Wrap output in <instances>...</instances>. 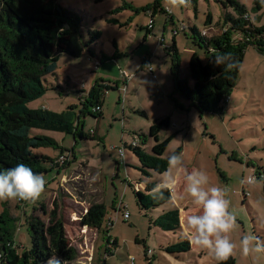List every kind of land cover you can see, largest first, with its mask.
Listing matches in <instances>:
<instances>
[{"label":"rangeland","instance_id":"obj_1","mask_svg":"<svg viewBox=\"0 0 264 264\" xmlns=\"http://www.w3.org/2000/svg\"><path fill=\"white\" fill-rule=\"evenodd\" d=\"M239 1L257 25H264V0ZM58 2L84 17L86 33L97 29L101 37L94 44V55L88 51L81 57L61 54L55 74L43 80L48 90L28 105L56 112L77 105L74 125L78 130L84 121L85 133L94 139L76 138L62 129H34L58 143L59 147L39 148L57 165H49V171L42 174L47 184L37 200L0 201V213L7 209L17 219L11 252L22 254L30 248L27 219L31 215L49 223L55 210L64 223L69 245L76 251L75 258L65 264H216L207 250L193 244L188 252L165 250L181 233L165 231L155 223L170 204L141 209L136 190L145 191L148 178L137 169L139 159L130 146L125 147V158L120 156L119 149L134 140L151 153L155 140L149 134L150 126L166 117L170 123L161 138L171 137V141L165 156L180 149L188 171H206L210 184L226 190L229 210L237 217V228L230 233L237 248L223 264H264V252L245 256L239 246L244 235L264 241V53L249 45L237 84L228 101L223 100V109L199 112L192 101L184 104L175 94L174 74L188 77L194 52L207 60L206 49L196 35L210 39L229 30L219 0H188L186 6L174 7L171 17L163 11L171 7L169 0ZM209 13L211 23L207 22ZM152 16L154 26L149 29ZM241 37L231 31L232 41ZM177 61L178 73L174 68ZM97 83L108 84L101 87L103 116H84L82 103ZM163 173H155L151 179L158 182ZM172 173L177 181L174 201L183 209L188 207V214L198 213L200 209L185 191L184 169ZM250 176H254L251 183L247 181ZM244 190L249 194L245 196ZM98 203H104L107 210L102 227L84 224V215ZM124 211L129 212V218L124 217ZM183 225L187 233L186 219ZM129 256L136 259L130 261Z\"/></svg>","mask_w":264,"mask_h":264},{"label":"trees","instance_id":"obj_2","mask_svg":"<svg viewBox=\"0 0 264 264\" xmlns=\"http://www.w3.org/2000/svg\"><path fill=\"white\" fill-rule=\"evenodd\" d=\"M219 1L225 10V22L230 24L229 30L210 39L196 35L200 46L206 49L207 60L194 52L189 62L188 77L174 74L175 94L182 103L192 101L191 104L199 112L223 109V100H227L237 84L239 69L249 45L264 53V25H257L239 0ZM207 22H212L210 13ZM193 31L197 34L196 28ZM231 31L240 33V40L232 41ZM100 37L101 32L97 29H89L86 33L84 17L63 7L58 0H0V170L25 163L34 172L43 174L49 171V165H57L53 157L39 151V148L49 145L59 147L58 143L45 134L35 133L36 128L62 129L73 133L76 138L94 139L93 135L85 133L84 121L76 129L74 109L77 105L56 112L45 107L31 108L28 104L48 90L43 80L46 75L55 74L61 54L81 57L88 51L94 55V44ZM173 48L177 55L176 45ZM217 54L228 55V62L233 67L215 65L211 59ZM174 68L178 73L179 61ZM101 87H108V84L101 86L97 83L89 91L87 102L82 103L85 105L81 109L84 116H103V110H92L96 105L102 106ZM169 123V118L165 117L150 126L149 134L155 140L151 153H146L139 144L130 147L139 159L137 169L148 178L146 190H136L141 209L148 211L170 204L155 223L165 231H181L178 241L165 246L167 252L175 254L190 251L192 243L185 235L181 208L174 202L173 191H165L164 198L158 200L147 195L157 183L151 178L155 173L165 172L168 167L165 152L171 137L162 139L161 132ZM176 152L181 151L177 149ZM106 213L104 203L94 204L84 215L83 223L101 228ZM182 217H185L184 214ZM16 220L7 209L0 213V264H44L52 255H57L65 263L75 258L76 251L69 245L64 223L55 210L50 213L49 223L31 215L27 219L30 248L22 254L11 252Z\"/></svg>","mask_w":264,"mask_h":264},{"label":"clouds","instance_id":"obj_3","mask_svg":"<svg viewBox=\"0 0 264 264\" xmlns=\"http://www.w3.org/2000/svg\"><path fill=\"white\" fill-rule=\"evenodd\" d=\"M171 12L174 7L186 6L188 0H169ZM211 61L217 65L233 67L229 63V56L217 54ZM123 155V149L120 150ZM167 169L159 177V181L147 193L153 200L163 199L165 191L171 192L176 187V178L173 169H184V186L188 196L200 209L198 213L188 214L186 225L189 231L185 234L190 243L196 247L207 250L216 264H223L235 252L237 244L232 240L230 233L237 228V217L230 211V201L226 198V190L210 184L209 176L203 169L185 168L180 153L172 151L167 156ZM249 183L253 182L249 178ZM46 178L25 163H17L14 167L0 170V201L19 199L35 201L45 190ZM240 249L245 256L252 253L264 252V241L255 235H244L239 241ZM134 261L135 256H129ZM44 264H65L57 255L47 258Z\"/></svg>","mask_w":264,"mask_h":264},{"label":"built area","instance_id":"obj_4","mask_svg":"<svg viewBox=\"0 0 264 264\" xmlns=\"http://www.w3.org/2000/svg\"><path fill=\"white\" fill-rule=\"evenodd\" d=\"M163 11L166 12L170 17L173 16V12H172V11L169 12V11H168V8L163 9ZM153 26H154V20H153V16H152V18H151L150 21H149L148 28H149V29H152ZM174 32L177 33V30H175ZM228 99H229V97L227 98L226 101H228ZM94 109H95V110H96V109H99V111L102 110L101 105H96V106L94 107ZM137 145H138V141H137V140H134V142H133L132 144H130L129 146H137ZM121 149H123V155L120 154V156H121V158H123V157L125 158V154H126L125 146L122 147V148H120L119 151H120ZM249 178H251L252 181L254 180V176H250ZM249 178L247 179V181H249ZM172 191H173V190H172ZM244 194H245V196L248 195V194H249V191L244 190ZM21 201H24V200H21ZM124 217H125V218H129V217H130V214H129L128 211H124ZM149 251H150V250H149Z\"/></svg>","mask_w":264,"mask_h":264},{"label":"crops","instance_id":"obj_5","mask_svg":"<svg viewBox=\"0 0 264 264\" xmlns=\"http://www.w3.org/2000/svg\"><path fill=\"white\" fill-rule=\"evenodd\" d=\"M155 11V10H154ZM159 11L162 13L163 11H162V8H160L159 7ZM174 21L172 22V20H171V23L172 24H174V22H175V17H174V19H173ZM184 104H186V103H184ZM175 202V201H174ZM176 203V202H175ZM177 204V203H176ZM178 205V204H177ZM180 208H181V210H180V213H181V222H182V225H183V221L185 220V217H184V219L182 218V216H183V214H184V216L187 214L188 215V213H187V208L188 207H185L184 209H183V207L182 206H180V205H178ZM183 227H184V225H183ZM186 231V230H185Z\"/></svg>","mask_w":264,"mask_h":264}]
</instances>
